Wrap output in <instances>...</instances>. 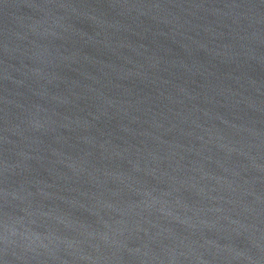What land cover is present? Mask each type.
Here are the masks:
<instances>
[{
    "label": "water",
    "instance_id": "obj_1",
    "mask_svg": "<svg viewBox=\"0 0 264 264\" xmlns=\"http://www.w3.org/2000/svg\"><path fill=\"white\" fill-rule=\"evenodd\" d=\"M0 264H264V0H0Z\"/></svg>",
    "mask_w": 264,
    "mask_h": 264
}]
</instances>
